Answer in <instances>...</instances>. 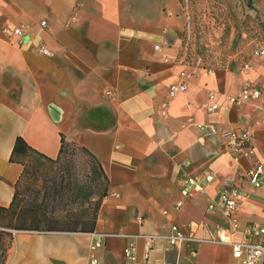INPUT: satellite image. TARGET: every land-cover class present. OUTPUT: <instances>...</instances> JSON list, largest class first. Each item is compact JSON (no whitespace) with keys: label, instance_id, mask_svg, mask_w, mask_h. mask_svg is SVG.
<instances>
[{"label":"crops","instance_id":"obj_1","mask_svg":"<svg viewBox=\"0 0 264 264\" xmlns=\"http://www.w3.org/2000/svg\"><path fill=\"white\" fill-rule=\"evenodd\" d=\"M181 8L177 0H0V207L11 204L23 168L10 160L17 136L51 158L62 137L83 146L108 178L91 230L0 226L13 230L0 264H242L229 244L208 240L227 223L207 206L222 185L237 186L238 227L229 238L241 240L249 223L264 225V184L255 187L245 175L264 165V55L237 70L190 65L181 53ZM21 24L27 30L19 45L11 29ZM183 70L188 89L169 97ZM245 82L261 95L229 104L226 97ZM209 91L221 105L212 113ZM225 130L247 131L251 151L227 145ZM206 171L214 180L183 197L178 174ZM172 224L194 239L166 243ZM96 233L102 243L91 249Z\"/></svg>","mask_w":264,"mask_h":264},{"label":"rangeland","instance_id":"obj_2","mask_svg":"<svg viewBox=\"0 0 264 264\" xmlns=\"http://www.w3.org/2000/svg\"><path fill=\"white\" fill-rule=\"evenodd\" d=\"M177 1L186 16L181 53L190 65L237 70L243 69L251 58L260 56L258 50L264 44V0ZM103 185L102 172L95 160L80 145L69 144L59 162L40 160V164L31 165L19 176L17 203L0 210V226L41 229L61 226L31 222L28 218L31 207H36L37 214L44 212L59 218L87 208V217ZM7 234L0 228V261L8 243Z\"/></svg>","mask_w":264,"mask_h":264},{"label":"built area","instance_id":"obj_3","mask_svg":"<svg viewBox=\"0 0 264 264\" xmlns=\"http://www.w3.org/2000/svg\"><path fill=\"white\" fill-rule=\"evenodd\" d=\"M40 26H46V21H40ZM27 27L24 25L13 26L11 29V36L18 37L19 45H22L23 39ZM158 48V45H156ZM36 49L39 53L49 54L48 48L44 44H38ZM259 55H264V44H262L258 50ZM212 69H205V73H210ZM179 80L173 82L168 87V96L173 97L179 92H183L188 89L187 78L189 73L181 71L179 73ZM261 95L260 89L252 83L245 82L241 89L235 95L226 97V101L230 104H241L253 99L258 98ZM215 91H209L206 103V110L209 113L215 112L220 108V103L216 100ZM210 132L215 131L213 126L208 127ZM223 137L227 145L232 146L234 149L241 151L242 153H248L250 149V135L247 131H242L240 134H236L234 131L225 130L222 132ZM246 177L248 181L255 187H260L264 184V165L261 163H254L246 171ZM215 173L212 171H206L200 176H192L189 174H178L176 182L180 194L185 197H191L194 194L202 191L204 187L214 180ZM240 197V189L237 186L224 184L219 190L217 197L208 204L207 209H220L223 218L226 220V228L221 227L218 231L210 234L209 241L229 244L232 248V253L235 257L242 259V264H264V240L257 239V236H264V225H258L255 222L249 223L243 229V236L241 240L232 241L229 238V232L233 228L238 227V222L234 217V211L238 206V199ZM182 205V201L176 202L175 207L178 208ZM166 212V211H165ZM4 229V228H3ZM13 231L12 229H7ZM104 234L96 233V239L91 245V249L99 247L102 243V237ZM147 240L155 238V236H146ZM162 238L166 243L170 245H178L181 242L193 240L194 237L183 232L176 224L170 225L168 231ZM196 239V238H195ZM197 240V239H196ZM145 256L148 255V246ZM133 246L129 244L124 249L126 257L131 258L133 256ZM91 263H97V259L92 257Z\"/></svg>","mask_w":264,"mask_h":264},{"label":"trees","instance_id":"obj_4","mask_svg":"<svg viewBox=\"0 0 264 264\" xmlns=\"http://www.w3.org/2000/svg\"><path fill=\"white\" fill-rule=\"evenodd\" d=\"M72 143H74V142H66L64 140V138L62 137L59 152H58L57 156L55 158H51V157L43 154L42 152L36 150L35 148L31 147L29 144H27V142L21 136H17L15 139L12 151H11L10 160L18 162L23 166L21 174H20V176H21L24 173H26V170L31 165L40 164V160L47 161L50 163L59 162L63 158L64 153L66 152V146L69 144H72ZM81 148L84 151H86L87 153H89V155L92 157V159L95 160L97 166L99 167L100 171L102 172V176H103V180H104V185H103V187H102V189L98 195L97 200L94 202L93 210L87 215V217H85L87 214L86 213L87 208H85V209L81 210L76 215H68V216L63 215V217L61 216L59 218V217H55L52 215L47 216L46 213H44V212L37 214V212H36L37 209H35L36 207H31L30 208L31 214L28 216V218L30 219L31 222H34L36 224L40 223V222H44L47 224L52 223V224H61V225H72L73 227H75L76 225H79L81 230H91L92 229L94 220L97 216V212L99 209L100 202H101L102 198L107 194L108 178H107L105 172L103 171L99 161L96 159V157L89 150H87L85 147L81 146ZM17 193L18 192L16 190V185H15V193H14V197H13L11 204L6 208L0 207V210H5L8 208H11L12 205H15L17 203ZM81 195H84L83 191H81ZM22 209H23L22 207L21 208L19 207V211L20 210L23 211ZM88 216H89V218H88Z\"/></svg>","mask_w":264,"mask_h":264}]
</instances>
